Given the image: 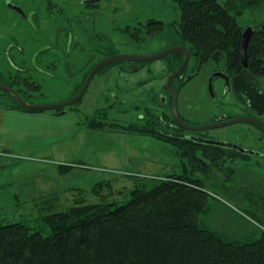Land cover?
<instances>
[{
  "label": "rangeland",
  "instance_id": "374dc122",
  "mask_svg": "<svg viewBox=\"0 0 264 264\" xmlns=\"http://www.w3.org/2000/svg\"><path fill=\"white\" fill-rule=\"evenodd\" d=\"M17 1L23 3L22 0ZM110 1L115 4L109 6L114 12H103L102 16H95L94 7L69 2L64 5V11L57 10L51 16L43 14L37 18L48 22L56 33L59 26L70 22L72 32L80 37L79 41L84 44L85 49L73 47L70 54H64L65 58L62 55L63 51L54 50L64 63L62 68L69 70L65 72L61 68L62 76L51 77L50 84L45 83L42 90L26 97L29 102L55 104L69 100L77 94L78 83H82L83 76L78 80L72 74L84 66L91 53L99 57V53L95 54L93 49L95 44H91L92 41L88 37L91 31L98 32L106 38L99 48L104 51L112 50L116 54L152 55L169 45L168 40L163 43L160 39L152 41L147 39L138 48L130 42L131 38L123 28L128 23H133L135 19L145 20L149 14L163 15L167 23L174 18L180 19V10L170 3L171 0H165L166 2L161 0L163 6L159 7L162 9L153 12L150 10L159 9L154 8L158 4L156 0L153 4L150 3L151 0H147L143 9L137 6L140 2L138 0H102L103 9ZM61 2L62 0L60 4ZM219 2L224 4L226 0ZM25 8L31 9L27 5ZM3 13L8 17L12 11L2 8L0 3V36H7L5 39L0 38V85H8L11 83L9 73H16L9 59L10 55L13 58L19 52L16 45L18 43L25 45L28 57L34 48L31 44L32 33L30 28L25 26L27 22L23 20L25 18L22 16L21 28L14 29L16 25L13 28L10 20L1 18ZM68 16L71 18L70 21ZM261 21H264V7L253 11L246 10L239 17V22L246 28L248 24L253 25ZM83 30L86 33H82ZM64 31L61 30L55 36L60 42V47L61 44L64 45L66 39L63 36ZM6 44L12 45L5 47ZM165 60L160 58L144 62V69L132 73L121 70L127 68L129 61L107 65L96 74L83 98L66 106L62 111L71 116L62 117L63 121L51 117H36V120H31L34 131H37L30 134L24 132L21 145L9 148L11 153H0V221L23 220L35 228L44 227L43 221L46 216L44 211L47 208L44 206L47 205L48 199H54L53 202L56 203H52L57 209L68 208L81 197H85L88 202H100L103 199L121 201L127 198L126 194L134 185L133 179L130 178L131 173L163 177L171 172L195 170L204 178L206 191L211 197V200H207L208 208L202 215L207 225L220 234L236 239L254 237L264 229L248 214L252 212L264 220V156L260 157L262 162L260 164L256 161L255 155L250 158L237 155L238 157L234 156L231 160L227 155H222L221 159L217 160L215 155L208 152L178 150L175 145L141 136L134 131L128 132L121 127L138 120V114L142 111V109L124 111V107H132L144 101L142 88L140 90L139 87L134 88L137 87V82L151 75L154 79L159 76L165 79L168 72ZM194 62L192 59L188 66L189 70L193 68ZM149 69L151 75H148ZM207 74L208 70L203 69L181 90L179 108L193 121L207 122L212 118L209 108L213 101L206 97ZM261 80L264 85V76ZM202 82L201 93L204 92L206 96H198L195 91ZM127 86L128 89L132 86L133 92L127 93ZM0 95L3 105L7 106L8 102H13L21 108L15 97L8 92L0 90ZM117 96L123 97L125 102L117 103L115 108L110 107ZM219 98L220 95L217 99ZM33 113L48 114L45 116L53 113L63 114L57 109ZM94 118L97 122L103 120L104 126L100 129L91 127L96 125ZM77 119L79 122H76ZM116 123L120 124V128ZM241 125L243 124H235L234 127L238 128ZM249 144L257 148L264 142H257L254 139ZM212 161L213 165H210ZM60 164L72 167L70 171L62 173L59 169ZM201 170H205V173L200 172ZM101 181L110 182V186L95 194L92 188ZM44 233H49V229L47 228Z\"/></svg>",
  "mask_w": 264,
  "mask_h": 264
},
{
  "label": "trees",
  "instance_id": "16d2710c",
  "mask_svg": "<svg viewBox=\"0 0 264 264\" xmlns=\"http://www.w3.org/2000/svg\"><path fill=\"white\" fill-rule=\"evenodd\" d=\"M170 3L179 8L181 16L170 22L176 30L167 27L166 31L171 30L173 35L177 32L179 41L194 52L193 57L197 52L204 61L223 60L236 71L242 69V35L246 27L239 17L246 10L263 8L264 0H226L224 4L219 0H171ZM140 5L142 9L145 7L144 2ZM142 24L139 22L132 32L139 43L149 37ZM252 26L249 67L264 76V21ZM20 106L26 111L40 112ZM64 109L57 111L63 113ZM94 120L93 128L100 129L105 124L103 120ZM116 125L120 128V124ZM121 127L163 141L153 128L136 123ZM172 144L178 150L199 151L184 140ZM208 148L216 150L213 155L217 160L222 155L230 160L241 155L231 149L223 154V147L211 145L202 151L211 154ZM71 167L59 165L62 173ZM200 175L195 170L171 172L163 177L131 173L134 185L121 201L88 202L81 197L74 205L57 209L54 199H48L44 206L47 207L44 227L35 228L23 220L0 221V264H264V229L254 237L236 239L218 233L204 222L202 215L211 197ZM106 186L110 182L101 181L92 191L101 193ZM248 214L264 228V220L252 212Z\"/></svg>",
  "mask_w": 264,
  "mask_h": 264
},
{
  "label": "flooded vegetation",
  "instance_id": "af4514ba",
  "mask_svg": "<svg viewBox=\"0 0 264 264\" xmlns=\"http://www.w3.org/2000/svg\"><path fill=\"white\" fill-rule=\"evenodd\" d=\"M140 2L137 3V6H141V2H144L145 5L148 2L147 0H138ZM150 1V0H149ZM155 0H151V4H153ZM158 1L157 6H154V8L163 6V1L165 0H156ZM22 4H20L17 0H0V3L2 5V8H8L12 13L8 15V17L5 16L3 13L2 17L3 19H8L11 21V24L14 29L21 28L22 26V16L25 18L23 19L27 24L25 26H28L30 28V31L32 33V40L31 42L33 46V51L29 54H27L26 49L24 48L25 45H21L20 43L17 44V42H14L16 45V48L18 49V53H16L13 58L11 55L9 56V59L13 63L14 69L16 73H9L8 77L11 83L8 85L11 86L19 95H21L24 99L27 100V96H31L36 91H40L43 89L44 84L48 83L51 77H61L62 73L61 68L64 66V63L62 62V59L59 58L58 54L54 51L58 49L60 52L63 51V57L65 53L71 52L73 47L79 46L81 49H85L84 44H81L79 41V36L75 35L74 32H72V29L70 27L71 23L68 22L67 24H64L62 26H59L57 29V33L54 32L53 28H50V24L46 21L37 20V18L43 14H47L49 16L53 15L55 11H64V5L71 2L72 4L74 2L78 3L80 6H87V7H94V13L95 16L103 15V12L109 13L114 12V9L109 8V6L115 5L114 2L110 1L105 8L103 9V3L102 0H62L60 4V0H22ZM29 3V4H28ZM149 3V4H150ZM31 7L30 10H27L25 6ZM151 8L153 7L150 5ZM141 8V7H139ZM162 8L159 7V9H153L150 10V12H153L155 10H161ZM92 15V14H91ZM68 20L70 21L71 18L68 16ZM95 22V19L93 20ZM172 21V20H171ZM170 21V22H171ZM139 22H143V30L147 32L149 37L148 41L152 40H161L163 43L167 42V39L169 41V45L165 46L162 50L157 52L156 54H159L167 49L185 45L179 41L177 32L174 31V35L172 31L169 32L166 31L167 27L169 29L176 30L175 25L170 24V22L167 23L166 19L163 17V15H148L145 17V20L142 19H135L133 23H128L126 27H124V31L128 34V36L131 38V43L137 46L138 48L143 45V42L139 43L134 40L132 32L134 31V27L136 28L137 24ZM155 23L156 26H153L152 24ZM32 25V26H31ZM34 25V28H33ZM12 28V29H13ZM154 28V29H153ZM28 29V28H27ZM133 29V30H132ZM152 29L154 30L153 34L151 35ZM156 29H159L157 32ZM29 30V29H28ZM61 30H65L63 32V36L65 39L64 45L61 44L55 37L56 34H58ZM84 32V30L82 31ZM89 39L92 41L91 44H95L93 46V49L95 51V54L98 52L99 57L94 56L91 53V56L89 57V60L85 62L83 67H80V69H77L74 75L75 79H80L81 76H83L82 83H78V89L76 93H78L79 90L83 87L88 74L90 73L91 69L100 61H102L104 58L114 56V55H121L116 54L114 51H104L102 48H99L103 42H105V37L102 34H99L98 32L91 31L89 33ZM0 38H7L6 35L4 37ZM167 38V39H165ZM147 41V42H148ZM12 44H6L5 47H10ZM62 48V49H60ZM189 50V60L183 68V70L177 74L173 80H172V87L177 95V114L178 117H176L174 113V93L170 89L168 85V78L171 74H173L175 71H177L183 64L185 60V53L182 51H175L173 53H170L163 57L165 60V68H167V77L164 79V77L159 76L155 79L152 78L151 70L149 69L148 75H151V77L145 78L143 80H140L137 82V87L140 90L142 88L143 90V102L136 103L132 107H124V111L129 110H138L142 109V111L138 114V120L133 121V123L138 124L140 127H150L154 129V133L161 136L160 138L163 139L160 140L164 143H166L167 140H170V142H167L168 145H173L175 141L182 142L184 140L186 143L190 144L193 147L198 148L199 150H203L206 148V146H218L214 144H210L207 141L210 140H218L225 143H231L233 145H237L238 147H242L244 149L250 150L253 153H245L243 151L237 150L232 147L228 146H219L223 147L222 153L225 154L233 150V152H238L243 156V158H250L255 155L257 158L256 161L260 164L261 162V156H264V144H261L259 147L255 148L252 147L249 143H251L254 139L257 142L263 141L264 142V112H259L257 109L252 108L246 98H242L241 94H238L234 90L233 86V79L236 75L240 73L241 70L236 71L235 69H232L228 63H226L223 60L215 61V60H206L204 61L197 55V52H195V57H193V53L189 47H187ZM53 49V50H52ZM64 49V50H63ZM9 51V49H8ZM152 55H141V54H127V55H138V56H153ZM55 56V57H54ZM95 57V59H94ZM65 58V57H64ZM162 59V58H161ZM194 59V65L191 70L188 69V66L191 62V60ZM118 61H129V65H127V68H123L121 70L128 71L130 73L139 71L144 69L143 67L144 62L152 61V60H134V59H116L114 61H111L109 63L113 64ZM107 63L104 65L101 69H99L98 72H101L104 67L107 65H111ZM125 67V66H123ZM164 68V69H165ZM208 70L207 74V96L203 92L201 93V89L203 87V82L198 84L197 89L195 91L197 92L198 96H206L210 101H213L212 105L210 106V110L212 112V118L205 122V120L198 122L193 121L189 116H187L184 112L181 111L179 108V99L181 95L182 87L191 79H195L196 76L199 75V73L203 69ZM63 69V68H62ZM249 69H251L249 67ZM69 69H63L62 71L68 72ZM252 71V70H251ZM252 73H254L252 71ZM255 74V73H254ZM213 83H212V89L209 86L210 79L212 76H214ZM258 78L259 85L261 90L264 92V85L262 83L263 76L255 74ZM96 76V75H95ZM94 76V77H95ZM94 79V78H93ZM219 81V83H217ZM52 82V80L49 82V84ZM160 85L159 87H157ZM120 85H118L119 87ZM128 89V86L126 87ZM133 87L131 86L128 90V92H131ZM5 91V90H1ZM7 92V91H6ZM133 92V91H132ZM209 92V93H208ZM9 93V92H8ZM75 93V94H76ZM11 94V93H10ZM218 95L221 96V98H218ZM123 98V97H122ZM114 97L113 103L110 104V107L115 108L117 103H124L125 99ZM213 99V100H212ZM80 101V100H79ZM239 118H250V120L247 121H239L235 122L233 124L228 125H221L222 123L239 119ZM242 123L243 125L239 126L238 128L234 127L235 124ZM220 124V125H217ZM212 126V127H207ZM230 145V144H228ZM211 148V147H209ZM208 148V149H209ZM227 148V149H225ZM211 151L210 153L213 154L216 152L214 149H209ZM260 159V160H259ZM262 163V162H261ZM262 166V165H261Z\"/></svg>",
  "mask_w": 264,
  "mask_h": 264
},
{
  "label": "water",
  "instance_id": "95a60500",
  "mask_svg": "<svg viewBox=\"0 0 264 264\" xmlns=\"http://www.w3.org/2000/svg\"><path fill=\"white\" fill-rule=\"evenodd\" d=\"M254 31V27L252 25H249L243 32L242 35V46H241V54H242V62H243V69L241 70V72L236 75L233 79V86H234V90L236 93L241 94L242 98H246L248 104L254 108L257 109L259 112H264V92L261 90L260 85H259V81L257 76L252 73V71L248 68L249 66V61H248V43H249V39L252 35ZM175 51H182L185 53V60L182 64V66L175 71L173 74H171L168 78V85L170 87V89L173 91L174 93V113L176 115V117H178L177 114V95L172 87V80L173 78L179 74L183 68H185L188 60H189V50L187 48L186 45H180V46H176L170 49H167L159 54L153 55V56H138V55H127V54H121V55H114V56H110L107 58H104L102 61L98 62L90 71V73L87 76V79L83 85V87L81 88V90L72 98H70L69 100H66L64 102H60V103H55V104H34L32 102H29L28 100L24 99L21 95H19L11 86L9 85H0V90H5L9 93H11L16 101L22 105L23 107L32 109V110H40V111H44L47 109H61V108H65L68 105L74 104L76 102H78L79 100H81L83 98V96L85 95L87 89L89 88L94 76L96 75V72L101 69L104 65H106L107 63L114 61L116 59H134V60H155V59H160L163 58L164 56L173 53ZM215 75L212 76V78L210 79V83L209 86L212 89V83H213V79H214ZM64 113V112H63ZM250 120V118H239V119H234L225 123H222L221 125H230L233 124L235 122H239V121H247ZM220 125V124H217ZM207 127H212V126H207ZM210 144H214V145H218V146H228V147H232L235 148L237 150L243 151L245 153H253L250 150L244 149L242 147H238L237 145H233L231 143H225L222 141H218V140H210L207 141ZM230 144V145H228Z\"/></svg>",
  "mask_w": 264,
  "mask_h": 264
},
{
  "label": "crops",
  "instance_id": "0c3cea01",
  "mask_svg": "<svg viewBox=\"0 0 264 264\" xmlns=\"http://www.w3.org/2000/svg\"><path fill=\"white\" fill-rule=\"evenodd\" d=\"M15 104V103H14ZM13 103L8 102L7 106L0 104V153H11L9 148H15L17 145H21L22 136L24 132L30 134L34 131L31 120H36V117L40 118H54L63 119L65 116H71L70 114H57L45 116L41 114H34L33 112L26 111L16 107ZM60 115V116H58ZM64 117V118H62ZM76 122H79L77 119ZM32 135V134H31Z\"/></svg>",
  "mask_w": 264,
  "mask_h": 264
},
{
  "label": "bare ground",
  "instance_id": "6f19581e",
  "mask_svg": "<svg viewBox=\"0 0 264 264\" xmlns=\"http://www.w3.org/2000/svg\"><path fill=\"white\" fill-rule=\"evenodd\" d=\"M165 39H167V38H165ZM167 40H168V39H167ZM248 61H249V58H248ZM242 65H243V62H242ZM243 68H244V67H242V69H243ZM248 68H249V66H248ZM242 69H241V70H242ZM250 70H251V69H250ZM240 72H241V71H240ZM9 95H12V94L9 93ZM12 96H13V95H12Z\"/></svg>",
  "mask_w": 264,
  "mask_h": 264
}]
</instances>
